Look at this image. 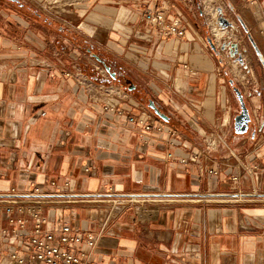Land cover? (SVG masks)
Returning a JSON list of instances; mask_svg holds the SVG:
<instances>
[{"label": "crops", "instance_id": "0c3cea01", "mask_svg": "<svg viewBox=\"0 0 264 264\" xmlns=\"http://www.w3.org/2000/svg\"><path fill=\"white\" fill-rule=\"evenodd\" d=\"M32 1L0 0V264L63 225L96 237L99 264H264V0H213L260 63L244 97L253 136L230 124L239 104L201 0H91L63 16L74 28ZM164 6L184 37L141 22ZM84 45L134 89L105 82ZM149 100L161 132L127 119Z\"/></svg>", "mask_w": 264, "mask_h": 264}, {"label": "rangeland", "instance_id": "374dc122", "mask_svg": "<svg viewBox=\"0 0 264 264\" xmlns=\"http://www.w3.org/2000/svg\"><path fill=\"white\" fill-rule=\"evenodd\" d=\"M89 1L91 0H34L32 1V3H30L31 7L30 5L29 7L32 11L39 15H43L47 18L57 19L63 25H67L70 28H74L75 25H73L72 23L69 24L68 20L66 19L72 18L74 15L73 13L79 9V6L83 8V6L86 5ZM201 2H203L202 7L205 9V13L207 15L206 17L209 23V33L207 34V36L212 40L216 50L215 52L218 53L219 58L224 64L223 72L225 74V77L228 80H232L233 85L236 86L245 97V95L251 92L252 89L250 85H246V81H251L250 83H254L259 78L260 63L258 57L253 51V49L247 45L246 39L244 40L242 36L240 37V30L237 26H235L236 30H233L232 28H222L219 9L222 10V7H224L223 4L215 3L213 2V0H201ZM63 16H66V19L63 18ZM212 19L214 20L213 23L211 22ZM220 33H222V36ZM230 43L240 44H238L236 53L231 50L229 46ZM86 47L88 48L86 49ZM243 49H245V51H243ZM85 50L89 54L85 53ZM89 50H91V47H89L88 45H84L83 48H80L78 52H80L81 55H86V57L89 55L96 57V53H99L95 52V54H90ZM239 56L242 58V63H239L237 60ZM103 67L100 68V71L101 74L105 77L104 81L107 83H113L121 86V79L111 78L110 73L113 72L112 69H110V73H108ZM65 75L67 77H70L76 84H78V81L84 83L86 86H90L87 81L81 78V74L77 72H65ZM122 88L123 90L129 92L131 90L129 88V84H127V86H123ZM244 99L246 100V98ZM145 109L153 113L147 106H145ZM157 119L159 118L157 117ZM230 119L231 124L233 118L230 117ZM112 215L115 214L112 213Z\"/></svg>", "mask_w": 264, "mask_h": 264}, {"label": "built area", "instance_id": "2783aa9c", "mask_svg": "<svg viewBox=\"0 0 264 264\" xmlns=\"http://www.w3.org/2000/svg\"><path fill=\"white\" fill-rule=\"evenodd\" d=\"M165 10V6L158 7L155 12L145 10L141 22L149 29L156 31L161 39L184 37V31L180 28L178 20L166 21ZM77 83L85 85L78 81ZM127 119L131 124L139 125L144 131L155 129V131L161 132L163 130V123L148 110L143 111L140 118L129 116ZM261 160L264 165V155ZM85 171L89 172L90 170L85 168ZM233 179L236 180L237 178L234 177ZM123 205V203H118L114 205V208L120 210ZM5 212L10 213L11 208L7 207ZM30 213L35 216V212ZM27 243L29 251L23 254L13 253L10 257L11 264H99L90 259L97 246L96 237L92 234H77L68 225L61 226L55 233H40L36 230L33 235L28 237ZM81 245L89 251L78 249L77 247Z\"/></svg>", "mask_w": 264, "mask_h": 264}, {"label": "water", "instance_id": "95a60500", "mask_svg": "<svg viewBox=\"0 0 264 264\" xmlns=\"http://www.w3.org/2000/svg\"><path fill=\"white\" fill-rule=\"evenodd\" d=\"M11 2H16L17 0H8ZM220 21L222 22V28H225V26H227V22L223 19H220ZM208 44L210 45L211 49L213 51L215 50L214 44L212 42V40L210 38L207 39ZM230 48L233 49V52H237V44L234 43H230L229 44ZM95 57V56H94ZM96 60H99L97 57H95ZM238 62L242 63V58L239 56L238 57ZM104 69L106 72L110 73V68L104 65ZM110 76L112 79H115V73H110ZM229 84L231 85L233 92L237 98L238 104H239V112L238 114L234 117L233 119V130L234 133L236 135H244V134H248L251 133L252 136L254 135V132H252V128L249 127L250 122L252 121L251 119V115H250V111L249 108L246 105L245 99L243 94L239 91V89L233 85V81L229 80ZM131 90H133L134 88H130ZM148 108L154 113V115L156 117H158L159 119L167 122L168 121V116L164 113H162L157 105L155 104V102L153 100H149L147 103Z\"/></svg>", "mask_w": 264, "mask_h": 264}, {"label": "flooded vegetation", "instance_id": "af4514ba", "mask_svg": "<svg viewBox=\"0 0 264 264\" xmlns=\"http://www.w3.org/2000/svg\"><path fill=\"white\" fill-rule=\"evenodd\" d=\"M96 57L99 59V61H100L103 65H105V66H107V67H109V68L111 69L112 64H111L110 61L103 60L101 56H96ZM112 73H113V72H112ZM115 75H116L115 78H117V77H118V74H117L116 72H115ZM157 107H158V106H157ZM158 109H159V107H158ZM159 110H160V109H159ZM160 111H161V110H160ZM251 123H252V121L250 122L249 127H250ZM252 131H254V129H253Z\"/></svg>", "mask_w": 264, "mask_h": 264}, {"label": "trees", "instance_id": "16d2710c", "mask_svg": "<svg viewBox=\"0 0 264 264\" xmlns=\"http://www.w3.org/2000/svg\"><path fill=\"white\" fill-rule=\"evenodd\" d=\"M88 47H86L87 49ZM90 54H95L96 51H94L92 48L91 50H89ZM97 56H101L103 60L108 61V59H106L105 57H103V55H101V53H96ZM117 81V80H116Z\"/></svg>", "mask_w": 264, "mask_h": 264}, {"label": "bare ground", "instance_id": "6f19581e", "mask_svg": "<svg viewBox=\"0 0 264 264\" xmlns=\"http://www.w3.org/2000/svg\"><path fill=\"white\" fill-rule=\"evenodd\" d=\"M209 1V0H208ZM222 23V22H221ZM219 24H220V22H219Z\"/></svg>", "mask_w": 264, "mask_h": 264}]
</instances>
